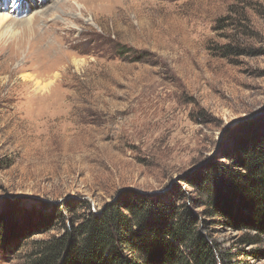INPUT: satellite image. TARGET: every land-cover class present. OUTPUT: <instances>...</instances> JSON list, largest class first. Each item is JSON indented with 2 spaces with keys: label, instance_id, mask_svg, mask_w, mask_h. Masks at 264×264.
I'll return each instance as SVG.
<instances>
[{
  "label": "rangeland",
  "instance_id": "1",
  "mask_svg": "<svg viewBox=\"0 0 264 264\" xmlns=\"http://www.w3.org/2000/svg\"><path fill=\"white\" fill-rule=\"evenodd\" d=\"M36 1L0 0V264L121 193L199 199L191 180L264 133V0ZM216 182L235 223L193 210L217 264H264Z\"/></svg>",
  "mask_w": 264,
  "mask_h": 264
},
{
  "label": "trees",
  "instance_id": "2",
  "mask_svg": "<svg viewBox=\"0 0 264 264\" xmlns=\"http://www.w3.org/2000/svg\"><path fill=\"white\" fill-rule=\"evenodd\" d=\"M223 158L232 165L210 162L191 180L199 199L166 200L176 190L166 195L121 193L97 214L64 224L61 236L37 241L28 264H217L209 240L196 227L199 219L193 208L210 207L211 216L235 223L236 217L217 197L219 179L243 199L249 211L245 225L264 232V133ZM56 211L41 225L53 229L72 217V209L66 215ZM184 246L189 247L186 254Z\"/></svg>",
  "mask_w": 264,
  "mask_h": 264
},
{
  "label": "bare ground",
  "instance_id": "3",
  "mask_svg": "<svg viewBox=\"0 0 264 264\" xmlns=\"http://www.w3.org/2000/svg\"><path fill=\"white\" fill-rule=\"evenodd\" d=\"M19 1H17L16 3H18ZM45 2V1H44ZM44 2H38V0L34 3V5H37V4H43ZM37 3V4H36ZM0 10L2 11V12H0V13H2V14H0V25H2V24H7V22H9L12 18H10V16L9 15H7V11H6V9H4V4H1L0 5ZM33 19V18H32ZM31 20V19H30ZM11 23V22H10Z\"/></svg>",
  "mask_w": 264,
  "mask_h": 264
}]
</instances>
